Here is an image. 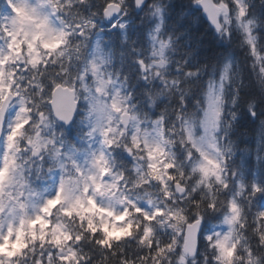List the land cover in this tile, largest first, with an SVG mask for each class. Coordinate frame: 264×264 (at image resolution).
<instances>
[{
	"label": "snow or ice",
	"instance_id": "6c2138e0",
	"mask_svg": "<svg viewBox=\"0 0 264 264\" xmlns=\"http://www.w3.org/2000/svg\"><path fill=\"white\" fill-rule=\"evenodd\" d=\"M132 13L150 21L147 49ZM204 17L222 39L242 34L264 93V16L251 0H3L0 264H264V175L235 164L228 135L237 58L194 70L184 60L169 75L180 36ZM104 20L127 51L97 38ZM128 59L144 82L139 104L116 70ZM162 96L176 106L153 118ZM256 105L247 100L253 117ZM210 213L226 227L206 235Z\"/></svg>",
	"mask_w": 264,
	"mask_h": 264
},
{
	"label": "trees",
	"instance_id": "16d2710c",
	"mask_svg": "<svg viewBox=\"0 0 264 264\" xmlns=\"http://www.w3.org/2000/svg\"><path fill=\"white\" fill-rule=\"evenodd\" d=\"M187 2V0H177V3ZM3 0H0V4ZM95 3V0H93ZM252 9L257 16H264V3L262 0H251ZM93 11L95 8L92 9ZM179 11V9H177ZM140 14V13H139ZM137 13H132L136 16V28L140 29L133 35V40L137 42L136 46L138 49H147L149 42L145 38L147 28L143 27L140 18L142 16ZM104 32L100 34V37L105 43L112 44L119 52L121 49L127 51V48L121 44L120 37L116 32L108 29L105 21L101 22ZM179 31L183 32L184 28L179 27ZM262 34V42H264V29L259 30ZM139 36V38H137ZM179 48L175 53L173 64L170 66V76H181L182 73L177 71V62L187 60L188 65L186 69L194 70L195 67L200 64H215L216 61L222 58L225 52H229L232 56L236 57L238 64L241 69L240 76L238 78V84L241 89V100L236 107L229 105L231 111L237 113L236 119L232 121V128L229 130L228 135L232 143L236 146V152L234 154L235 164L242 171H251L256 176L264 175V164H261L257 160L258 153H264V128L262 129V121H264V93L261 92L260 85L258 84L255 74L251 68V57L246 55L247 49H241L238 43V39L229 40L222 39L217 34L210 23L202 18L201 21L194 25L191 29V38L187 35H181L178 41ZM192 57L187 55L188 51H193ZM116 70H123L124 74L129 75V87L137 90L136 101L139 104L140 95L143 93L144 82L136 75V69L132 65L130 59L123 65L118 60L116 63ZM208 72H205L201 80L206 81L208 79ZM242 81V84L240 83ZM149 88L162 87L159 81H156L154 85H148ZM255 96L257 98L256 111L257 116L253 117L247 108V100ZM200 98L199 88L193 89L188 97L189 107L195 108V100ZM176 99L162 96L157 100L155 106L149 105L150 114L153 118L158 116L166 107L171 109L176 106ZM228 120H232L231 116ZM118 160H122L121 167L131 168L133 162L128 158L127 153H123L122 156L118 157ZM255 210V209H253ZM220 213H210L205 219L206 222H215L220 218ZM87 251L88 249L85 248Z\"/></svg>",
	"mask_w": 264,
	"mask_h": 264
},
{
	"label": "rangeland",
	"instance_id": "374dc122",
	"mask_svg": "<svg viewBox=\"0 0 264 264\" xmlns=\"http://www.w3.org/2000/svg\"><path fill=\"white\" fill-rule=\"evenodd\" d=\"M140 16L143 17V13H140L139 14ZM125 20H127V18H125ZM108 26V29L112 30L113 32H116L117 30L116 29H113L111 27V24L110 25H107ZM150 26V21H146L143 25V27L147 28V33L145 34V38L148 39V27ZM97 38H101L100 36L97 37ZM137 38H139V36H137ZM227 39V38H226ZM232 40L234 39H238V43H239V46L241 47V49H246V46L242 43L243 41V36L241 33L239 32H234L233 33V36L231 38ZM149 42V41H148ZM150 45H148L147 48H149ZM7 128V127H6ZM264 128V123H262V129ZM128 156V154H127ZM129 159H131L130 156H128ZM132 160V159H131ZM133 162V161H132ZM222 215L220 216V218L218 219V221H215V222H206V226L204 228V233L207 235V234H211L213 231H220L223 227H226V226H223L222 225ZM201 251H203V249H201ZM201 259V264H202V260H203V257L201 256L200 257Z\"/></svg>",
	"mask_w": 264,
	"mask_h": 264
},
{
	"label": "water",
	"instance_id": "95a60500",
	"mask_svg": "<svg viewBox=\"0 0 264 264\" xmlns=\"http://www.w3.org/2000/svg\"><path fill=\"white\" fill-rule=\"evenodd\" d=\"M206 18V17H205ZM206 20H207V18H206ZM106 22H107V24H110V23H112L113 21H108V20H105ZM208 21V20H207ZM209 22V21H208ZM210 23V22H209ZM204 225H205V222H203V224H202V229L204 228Z\"/></svg>",
	"mask_w": 264,
	"mask_h": 264
}]
</instances>
